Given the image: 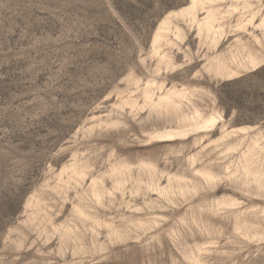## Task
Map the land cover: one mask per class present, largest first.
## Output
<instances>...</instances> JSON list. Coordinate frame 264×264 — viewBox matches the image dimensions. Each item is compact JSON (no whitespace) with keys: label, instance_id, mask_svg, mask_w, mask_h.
Instances as JSON below:
<instances>
[{"label":"rangeland","instance_id":"rangeland-1","mask_svg":"<svg viewBox=\"0 0 264 264\" xmlns=\"http://www.w3.org/2000/svg\"><path fill=\"white\" fill-rule=\"evenodd\" d=\"M0 264H264V0H0Z\"/></svg>","mask_w":264,"mask_h":264}]
</instances>
